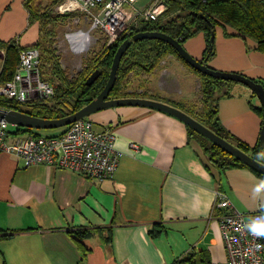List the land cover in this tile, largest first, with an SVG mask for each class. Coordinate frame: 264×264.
<instances>
[{
  "label": "crops",
  "instance_id": "0c3cea01",
  "mask_svg": "<svg viewBox=\"0 0 264 264\" xmlns=\"http://www.w3.org/2000/svg\"><path fill=\"white\" fill-rule=\"evenodd\" d=\"M25 1L0 0V40L15 39L21 47L38 41L39 23L29 19ZM226 32L216 26L209 65L263 81L264 52L232 28ZM184 46L202 58L204 34L189 37ZM3 53L0 49L2 59ZM146 77L149 97L169 103L195 100L200 87V77L172 54ZM261 111L258 96L239 82L218 102L222 125L251 146L259 141ZM88 117L94 129L116 133L115 146L123 155L112 177L98 180L47 163L25 166L22 157L0 151V233L13 232L0 237V264L221 261L227 250L218 223L224 208L215 205L218 192L241 212L264 211V177L247 167L220 171L207 165L201 146L188 138L185 123L174 115L131 104L106 107ZM9 125V131L16 129ZM64 127L40 132L55 134ZM131 143L139 147L131 148ZM154 224L164 230L152 235ZM75 227L95 229L84 239L86 252L68 233ZM106 228L111 232L108 241Z\"/></svg>",
  "mask_w": 264,
  "mask_h": 264
},
{
  "label": "trees",
  "instance_id": "16d2710c",
  "mask_svg": "<svg viewBox=\"0 0 264 264\" xmlns=\"http://www.w3.org/2000/svg\"><path fill=\"white\" fill-rule=\"evenodd\" d=\"M163 1L166 7L156 18L139 17L127 32H122L110 43H100L99 49L84 59L81 69L71 75L62 67L61 57L54 46V35L58 23L77 12L57 11L56 8L62 0H26L29 19L38 21L40 31L38 41L30 46H37L40 49L42 78L54 85V94L51 97L30 98L26 101L0 95V107L46 118L60 117L79 109L94 98L106 84L112 59L119 44L125 38L141 30L163 31L178 39L182 44L189 37L202 32L206 39V49L200 60L208 65L209 59L215 54V41L211 44L210 23L215 29L216 26H222L227 34L226 27L232 28L236 34L254 40L256 48L264 52V0ZM0 49L4 52L0 67V83H4L11 79L16 71L21 46L15 39L7 42L0 40ZM168 54L176 56L200 77V87L195 100L172 101L171 104L185 110L217 134L233 142L257 160L264 162V144H261L260 139L254 146H251L229 132L219 119L218 102L221 98L231 94V87L235 81L198 71L189 65L177 49L167 41L150 37L133 40L121 57L116 80L109 97H149L146 76L150 75ZM95 70H98L96 79L91 84H87L86 79ZM261 82L264 84L263 81ZM185 126L188 138L195 139L201 146L207 165L215 166L220 171L232 167H247L264 177V173L260 170L249 166L190 125L185 123ZM15 127V130H10L12 133L42 134L37 128L19 125ZM106 229L109 234L104 239L108 241L111 239V232L110 228ZM94 230L75 227L68 229V233L79 248L86 252L88 247L84 244V239ZM163 230V225L154 224L150 233L157 235ZM12 234L13 232H4L0 233V237L7 238Z\"/></svg>",
  "mask_w": 264,
  "mask_h": 264
},
{
  "label": "built area",
  "instance_id": "2783aa9c",
  "mask_svg": "<svg viewBox=\"0 0 264 264\" xmlns=\"http://www.w3.org/2000/svg\"><path fill=\"white\" fill-rule=\"evenodd\" d=\"M139 3L140 0H62L56 10L76 11L79 22L89 20L92 28L107 37L104 42L110 43L127 32L139 17L156 18L166 7L163 0H149L142 6ZM41 72L40 49L21 47L16 71L11 79L0 83V95L20 101L53 96L54 85L43 79ZM8 126L7 121L0 119V151L22 157L25 166L53 164L103 180L114 175L123 155L115 146L114 129H94L88 116L69 123L57 134L15 135ZM130 147L139 146L131 143ZM217 195L215 205L224 208L218 223L227 256L221 261L202 264H264V211L259 208L254 212H241L225 193Z\"/></svg>",
  "mask_w": 264,
  "mask_h": 264
},
{
  "label": "water",
  "instance_id": "95a60500",
  "mask_svg": "<svg viewBox=\"0 0 264 264\" xmlns=\"http://www.w3.org/2000/svg\"><path fill=\"white\" fill-rule=\"evenodd\" d=\"M211 26V44L215 41V28L210 23ZM144 37L150 38H159L164 41L172 44L181 57L192 67L197 69L198 71L224 79H229L235 82L242 83L248 86L260 99L262 106V124L260 129V142L264 144V84L261 81L255 80L252 77H249L241 72L236 71H227L220 70L209 66L207 63L201 61L199 58L190 54L185 48L184 44H182L178 39L174 38L170 34H167L163 31L159 30H141L133 33L131 36L125 38L117 47L116 52L112 59L111 69L109 72V76L106 84L102 88V90L89 102L82 105L79 109L54 118H46L32 115L27 112H23L16 109H6L0 107V119H4L10 124H15L24 127L31 128H53V127H62L68 125L69 123L84 117L89 116L94 111L110 107V106H119V105H144L151 108H155L169 114L174 115L175 117L182 120L184 123L190 125L203 135L207 136L213 142L217 143L219 146L224 148L225 150L232 153L234 156L248 164L249 166L260 170L264 173V162L257 160L252 155L247 153L246 151L239 148L233 142L227 140L221 135L217 134L215 131L198 121L192 115L187 113L185 110L160 99H155L151 97L145 96H121V97H109V93L115 83L117 69L120 64L121 57L124 51L130 46L133 40L141 39ZM98 70L93 71L89 77L86 79L87 84H91L97 77ZM264 154V153H263Z\"/></svg>",
  "mask_w": 264,
  "mask_h": 264
},
{
  "label": "rangeland",
  "instance_id": "374dc122",
  "mask_svg": "<svg viewBox=\"0 0 264 264\" xmlns=\"http://www.w3.org/2000/svg\"><path fill=\"white\" fill-rule=\"evenodd\" d=\"M148 1L149 0H140L139 5L142 6ZM75 31H80L78 33L81 37H86L84 43L78 42L77 40L74 42L71 37L70 39L68 38V33H73ZM106 39L107 37L103 35L102 32L92 28V24L89 20L86 22H79L78 14H74L58 23L57 31L54 35V46L57 48V53L61 57L62 67L66 69L69 74L73 75L81 69L84 59L90 53L98 50L100 43H104ZM1 62L2 58L0 57V67ZM58 128L59 127L40 128L38 130L41 132H54Z\"/></svg>",
  "mask_w": 264,
  "mask_h": 264
},
{
  "label": "bare ground",
  "instance_id": "6f19581e",
  "mask_svg": "<svg viewBox=\"0 0 264 264\" xmlns=\"http://www.w3.org/2000/svg\"><path fill=\"white\" fill-rule=\"evenodd\" d=\"M78 32L80 31H75L73 33H70V37L74 40V42L77 40L78 42L84 43L86 37L85 36L81 37V35Z\"/></svg>",
  "mask_w": 264,
  "mask_h": 264
}]
</instances>
